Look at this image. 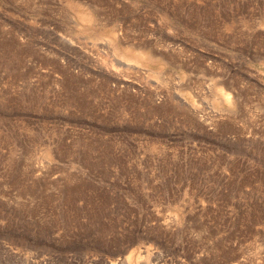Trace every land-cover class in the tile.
<instances>
[{
    "label": "rangeland",
    "instance_id": "1",
    "mask_svg": "<svg viewBox=\"0 0 264 264\" xmlns=\"http://www.w3.org/2000/svg\"><path fill=\"white\" fill-rule=\"evenodd\" d=\"M0 264H264V0H0Z\"/></svg>",
    "mask_w": 264,
    "mask_h": 264
},
{
    "label": "bare ground",
    "instance_id": "2",
    "mask_svg": "<svg viewBox=\"0 0 264 264\" xmlns=\"http://www.w3.org/2000/svg\"><path fill=\"white\" fill-rule=\"evenodd\" d=\"M86 16H87V15H85V18H86ZM88 18L90 19L91 17H90V16H89V17L87 16V19H88ZM221 93H222V92H221ZM222 95H223L222 97H223L226 101H230L229 98H228V97H229L228 94L223 93Z\"/></svg>",
    "mask_w": 264,
    "mask_h": 264
}]
</instances>
